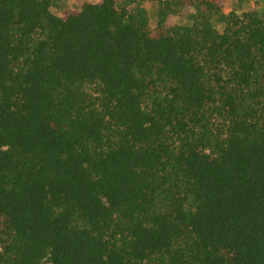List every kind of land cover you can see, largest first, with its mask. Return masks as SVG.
I'll use <instances>...</instances> for the list:
<instances>
[{
	"label": "trees",
	"instance_id": "1",
	"mask_svg": "<svg viewBox=\"0 0 264 264\" xmlns=\"http://www.w3.org/2000/svg\"><path fill=\"white\" fill-rule=\"evenodd\" d=\"M152 1L0 0V264H264V20Z\"/></svg>",
	"mask_w": 264,
	"mask_h": 264
},
{
	"label": "rangeland",
	"instance_id": "2",
	"mask_svg": "<svg viewBox=\"0 0 264 264\" xmlns=\"http://www.w3.org/2000/svg\"><path fill=\"white\" fill-rule=\"evenodd\" d=\"M67 2H71V5L74 4V7L76 6L75 0H66ZM78 0H76L77 2ZM81 1H88L90 2L91 0H81ZM93 2L95 0H92ZM146 6L148 8L149 15L148 17L150 18V26L154 27L155 25V13L157 9V4L154 3L152 0H146ZM254 8L258 15L263 18L264 20V0H224V11L225 12H230L233 11L234 13L241 14L242 12ZM174 21L178 24H183L184 21L181 20L180 18H175ZM214 23H216L214 21Z\"/></svg>",
	"mask_w": 264,
	"mask_h": 264
},
{
	"label": "crops",
	"instance_id": "3",
	"mask_svg": "<svg viewBox=\"0 0 264 264\" xmlns=\"http://www.w3.org/2000/svg\"><path fill=\"white\" fill-rule=\"evenodd\" d=\"M90 2L93 3L92 0ZM73 3H76V0ZM73 7H74V4L71 5L70 1L67 2L66 0H51L50 11H51V14L60 17L62 16L61 13H63L64 10L72 9Z\"/></svg>",
	"mask_w": 264,
	"mask_h": 264
}]
</instances>
